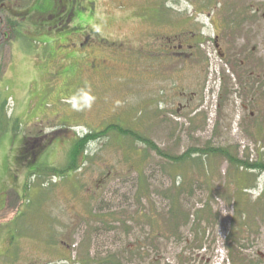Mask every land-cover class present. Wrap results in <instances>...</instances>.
Here are the masks:
<instances>
[{"label": "rangeland", "instance_id": "rangeland-1", "mask_svg": "<svg viewBox=\"0 0 264 264\" xmlns=\"http://www.w3.org/2000/svg\"><path fill=\"white\" fill-rule=\"evenodd\" d=\"M227 6L98 0L106 41L91 58L106 63L95 75L84 56L52 63L41 42L27 56L1 43L0 179L28 183L20 191L27 200L17 248L27 239L36 247L24 246L22 264L264 257V169L253 167L264 166V128L242 111L238 77L220 58L206 56V45L197 57L179 55V37L210 38L216 27L209 14ZM64 65L68 73L58 71ZM116 127L135 137L108 130ZM89 135L80 150L78 141ZM23 147L37 151L26 164ZM210 149L247 168L221 154H198ZM187 153L191 158L179 163Z\"/></svg>", "mask_w": 264, "mask_h": 264}, {"label": "flooded vegetation", "instance_id": "flooded-vegetation-1", "mask_svg": "<svg viewBox=\"0 0 264 264\" xmlns=\"http://www.w3.org/2000/svg\"><path fill=\"white\" fill-rule=\"evenodd\" d=\"M227 1L228 6L223 13H218V16L209 14V23L216 27L213 28V36L201 38L192 33V37L187 38L184 37L185 32L179 37V55L197 57L199 46L206 45L205 55L220 58L238 77L242 111L255 116V125L264 128V0ZM97 3L98 0H0V45L11 42L15 46L13 55L20 56L21 53L27 56L35 54L34 48L28 47L41 42L43 52L51 54L52 63L56 58L65 61L81 55L89 61L87 72L99 74L106 61L91 57L106 40L98 31L102 22ZM161 51L166 54L168 49L164 46ZM57 68L66 73L70 71L65 65ZM26 149H21L20 156L25 164L37 153L35 147L31 151ZM102 181H98L100 189L104 185ZM27 187L28 183L17 176L10 180L0 179V222L3 223L0 227L5 229L0 236L1 264L6 261L5 256L11 254L13 260H7L8 264H22L24 246L36 248L28 239L21 248H17L16 230L24 209L23 200H27L20 191ZM69 248L66 245L65 260H69ZM26 260L36 258L26 257ZM182 261L178 260L177 264H190ZM201 261L202 264L212 263V260ZM226 264H264V257L227 260Z\"/></svg>", "mask_w": 264, "mask_h": 264}, {"label": "trees", "instance_id": "trees-1", "mask_svg": "<svg viewBox=\"0 0 264 264\" xmlns=\"http://www.w3.org/2000/svg\"><path fill=\"white\" fill-rule=\"evenodd\" d=\"M108 130H117L120 134L124 135V136H132V137H135V134L132 133V132H128V131H125L121 128H108ZM108 130L106 132H108ZM91 140V135L87 136L86 138H83L81 139L80 141H78L79 145H80V150H83L84 147H85V144ZM141 141H143L144 143L148 144V145H151V147L153 148V145L151 142H149L148 140H145V139H142L141 138ZM77 143V144H78ZM155 149V148H154ZM198 154L200 156H204V157H208L210 154H215V155H218V154H221L222 156H226L228 155V153L224 150H219V149H216V150H200L198 151ZM226 154V155H225ZM191 155L189 153L185 154V155H182L180 156L177 160L179 161V163H184L186 162L188 159H190ZM199 156V157H200ZM227 158H229L230 162H232V164L236 165L239 169H244L245 167L247 168V164L239 161L238 159L232 157V156H226ZM201 159H199L200 161ZM253 167H255V169H258V168H261V169H264V166L262 165H253Z\"/></svg>", "mask_w": 264, "mask_h": 264}]
</instances>
